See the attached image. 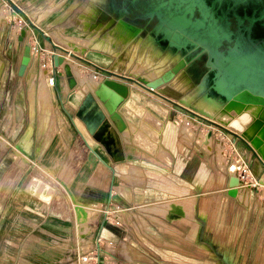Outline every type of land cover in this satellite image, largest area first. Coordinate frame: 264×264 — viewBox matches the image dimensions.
I'll use <instances>...</instances> for the list:
<instances>
[{
  "label": "crops",
  "instance_id": "crops-1",
  "mask_svg": "<svg viewBox=\"0 0 264 264\" xmlns=\"http://www.w3.org/2000/svg\"><path fill=\"white\" fill-rule=\"evenodd\" d=\"M11 1L24 11L29 20L44 35L50 37L54 44L66 50L68 48V52L99 68L134 79L140 83L148 82L147 80L150 79H144V74L138 76L130 72L139 65V60L145 59L146 52L152 55L153 51H159V55L154 61L163 58L167 53H170L169 59L178 54L175 62L166 68L162 69L161 63L158 67L153 65V68L160 69L159 76L184 56L183 50H177L170 46V43L164 46L159 45L156 32H154L155 27L149 29L150 22H147V19H152L145 18V15L122 14L121 9L115 6L114 0ZM186 18L190 22H194L198 19V14L187 15ZM23 27L25 26H22L21 29H24ZM21 29L17 32V36ZM53 34L62 40L66 38L71 41L64 40V44H62L61 39L57 40ZM25 40L30 44L34 40H38L43 47L41 56H43L46 67L50 68L49 73L51 74V70L57 73L58 82H56L60 92H56L58 98L62 100L61 104L64 103V100L72 99L75 101L78 96L84 97L87 91L82 88L84 83L82 76H75L72 72L76 86L73 90H69L66 78L63 74L61 75V67L53 68L52 66L51 57L55 52L50 46L35 31L30 29L26 30ZM70 45L75 46L77 51H73ZM165 51L166 53L163 54ZM218 51L220 52L219 49ZM64 57L66 61L69 59L80 65L85 73L96 75L97 84L90 89L97 88L104 79L125 84L128 89L126 99L116 110L125 129L119 133L116 126L112 124L118 135L121 137L123 135L119 145L113 129L111 130L116 142L114 151L110 150L106 144L99 142L96 137L97 140L89 136L84 130L83 124L77 123L79 109L75 111L72 118L66 112L71 124L69 125L78 133L86 146V151L82 152L81 165L74 178V187L77 189L75 196L79 200V205L98 210L105 204L106 211L98 212L100 214L99 233L93 236L94 223L87 222L85 231L83 233L82 230L78 232L71 218H66L63 214L58 216L50 214L44 218L37 213V211H42L39 203L35 202V204L32 200L26 199L22 193H19L20 197L19 194H15V198H12L15 202L11 205L15 208L13 211L16 212V214L14 213L15 231H13L15 233L9 235L7 240L5 239L7 246L2 245L0 247V264H76L79 258L93 248L100 250L98 264H264V187L262 188L264 171L245 144L234 141L230 137L231 143L238 149L240 156L247 161L246 163L250 167L251 175L256 183L249 189V185L245 183L248 195L243 200L245 199L248 203L242 204L237 199L238 194L233 198V201L230 198V201H227L228 196L225 188H227L230 175L219 166V161L224 163V159L221 158L222 152L225 150L222 137H219L220 144L223 146L221 151L217 149L213 137L207 136V132L199 131L204 133L201 145L204 148L209 147V149L206 148L207 150H205L198 145L200 133L196 139L195 151L198 152L197 147L203 149L202 153H205L206 160L209 152H211L212 143L215 145V168H217L215 176L221 186L219 189L216 187L211 189L210 186L214 179L213 172L209 171V165L207 161L202 159V156L200 158L194 157L196 154L192 149L191 140L181 137L184 131H180L181 127L177 124L178 119L184 121L183 114L190 116L189 114L157 96L145 92L134 84L108 77L89 66L76 62L69 56ZM38 62V58L34 57L33 64ZM188 69L190 66L181 70L169 83L160 87L157 93L194 111L195 109L190 105L191 102L186 101L188 98L183 97L181 92L172 88L175 83L184 81L183 78L187 81L186 72ZM133 94L139 95L141 99H132ZM203 101L207 107L217 104L209 95H206ZM151 105L159 110L155 111ZM197 114L210 120L213 119L207 114L200 112ZM147 115H150L152 124H150L151 119L147 118ZM186 120L188 123L192 122L188 118ZM145 125L158 127L156 145L166 157L165 161L147 152L140 145L133 143L131 137L127 135L131 126L142 130ZM243 139L250 145V140ZM54 145L55 148L58 147L57 140L49 146ZM118 157H120L119 160ZM199 159L202 165H200ZM261 160L264 162V159L261 158ZM138 161L147 162L159 170L162 169L169 173L173 172L174 169L179 170L182 174L176 173L174 178H191L194 183V192H201L200 200L196 195L185 198L178 197L176 192H169L165 188L159 187L155 181L158 179L157 175H154L155 173L153 174L154 182L150 186L142 185L143 180L140 178H144V176H137L142 171L140 172L138 166L135 165ZM114 162L129 163H127V168H125L126 164L119 168L120 178L124 182L119 188L120 195L123 197V203L120 205L114 202L115 195H117L113 191L114 179L116 178ZM171 163L176 167L169 168ZM192 165H196L195 170H193ZM128 168L139 172L135 171L136 176L132 177L135 182L140 184L139 186L134 185V182L128 184L127 179H130L126 174ZM239 188H237L238 193ZM1 189L0 187V191ZM192 200L195 202L194 220L175 218L176 214L174 217H171V214H165L163 206L167 202L176 201L185 204ZM189 205L185 210H192L191 204ZM23 206L30 208L33 212L25 209V213L20 214ZM151 206L154 207L150 208ZM149 209L163 214L151 212ZM201 212L203 214L200 215ZM106 213L110 216L109 219H106ZM1 218L2 216H0V220ZM74 218L76 220V214H74ZM1 227L0 232L3 230V226Z\"/></svg>",
  "mask_w": 264,
  "mask_h": 264
},
{
  "label": "rangeland",
  "instance_id": "rangeland-1",
  "mask_svg": "<svg viewBox=\"0 0 264 264\" xmlns=\"http://www.w3.org/2000/svg\"><path fill=\"white\" fill-rule=\"evenodd\" d=\"M206 7L213 5L215 14H258V12H264V0H204ZM22 11V10H21ZM14 12V13H13ZM24 13V11H22ZM25 14V13H24ZM193 14H199L197 10L194 11ZM235 19L233 16H228V29H232L235 23ZM247 22L244 21L242 25L247 26ZM22 25H27V22L18 14L13 8L5 2V0H0V187L2 188L0 191V216H2L0 220V229L3 226V230L0 232L2 235L0 237V247L2 245H8L6 240L10 237L9 235H13L15 232V216L13 210L14 207L11 205L15 202L13 200L17 194L22 193V196L26 197V199L32 200L33 203L37 202L41 206L40 210L37 211L38 214L44 216V218L48 217L50 214L58 216L65 215L67 218H71L76 226V231H81L82 233L85 231V225L87 222L94 223V231L93 236L99 233L98 228L100 226V214L98 212L106 211L105 204L101 206L98 210H93L88 213L85 209L84 205H79V200H77V196H75L76 187H74V178L75 174L78 171L82 159V152L86 151V146L83 141L78 136V133L71 128V124L69 121L68 115L66 112L70 114L69 116L72 118L74 116L75 111L79 109L81 111V115H78L80 111H78L77 123L80 122L84 126V130L88 133L89 136L95 138L94 133L98 128L101 135H105L107 138L114 140L113 134L111 130L113 129L112 122L109 120V115L102 105V103L96 98L94 95V89L92 88L96 85L97 80H95L96 75L85 73L83 68L75 62L68 59L70 66L74 71L77 69L83 70L77 73L75 71V76H82L84 83L82 84V88L84 91H87L84 97L78 96L75 101L72 99L64 100V103L61 104L62 100L58 98L57 92H60L58 85V78H56L57 73L54 72L53 75L49 73L50 68L46 67L43 56L37 57L38 63L33 64V57H31L30 65L23 77L17 76V68L19 64V60L21 57L23 44L18 43L17 40V32L21 29ZM25 29V28H24ZM235 33V32H233ZM54 35V34H53ZM54 37L58 40L61 39V43L64 40L71 41L69 39L58 38L56 35ZM260 38H264V28L261 27V33L259 34ZM54 39V38H53ZM55 40V39H54ZM55 40V41H57ZM58 42V41H57ZM73 42V41H72ZM25 43L30 44L29 42ZM18 44V45H17ZM227 44V43H226ZM232 45V42H229L228 45ZM11 45V47H9ZM66 46V45H65ZM67 47V46H66ZM79 47V46H78ZM156 49V48H155ZM68 50V48H67ZM79 50V49H78ZM75 51V50H73ZM77 51V50H76ZM163 52V54H165ZM159 55V51L152 52V55L145 53V59L143 61L139 60V65L134 67L130 73L138 76H142L144 79H152V77H156L160 74L159 68H153V65L159 66L160 63L163 65V68L168 67V65H172L175 62V59H168L170 54H166L163 58L154 61L156 57ZM167 61V63H165ZM77 62V61H76ZM169 62V63H168ZM165 63V64H164ZM38 64V65H37ZM86 66V65H85ZM76 67V68H75ZM195 67V66H194ZM86 68V67H85ZM87 69V68H86ZM61 74H63V68H60ZM74 71H72L74 73ZM90 71V70H88ZM196 70L192 67L188 69L186 72V79L183 78L184 81H179L175 83L172 88L178 90L183 94V97H187L186 101L191 102L190 105L195 109V113H203L210 115L212 118H215L217 114L220 113L225 107V100H222L219 96H213L216 101L215 106L207 107L204 103V96L208 91L207 87V79L208 75L205 72H195ZM91 72V71H90ZM77 73V74H76ZM138 73V74H137ZM33 75V76H32ZM86 75V76H85ZM90 75V76H89ZM94 76V77H92ZM42 78L45 82V93L47 92V96L49 98V110H48V119H47V127L46 130L41 134L39 131V113L37 106V96L39 92L38 88V80ZM52 77L53 80L50 78ZM87 77V79L85 78ZM89 78V80H88ZM93 80H90L92 79ZM34 79V80H33ZM33 80L34 83V92H33V105L30 103L29 98V82ZM86 80L93 81L94 85L87 84ZM57 81V82H56ZM73 90V89H72ZM82 99H81V98ZM80 98V99H79ZM185 100V99H184ZM80 103V104H79ZM243 113V112H242ZM241 114H237L236 116H232L230 118L241 117ZM32 115V117H31ZM255 117V121L260 122V127L264 125V115L260 113L259 115H253ZM185 117L184 121L182 119H178V126H180V131H184L183 136L184 139L191 140V146L193 151L196 148V139L197 135L203 132H211V136L213 140H215L216 147L219 151L223 149L222 144H220V138H223V144L225 150L222 152L221 158L224 159V163L219 161V166L221 169L225 170L224 172L231 173V176L236 175V170L233 172L231 169L232 165H237L236 160L238 157L244 160L237 148L231 143V138L229 135L224 133L223 131L216 129L205 122L200 121L199 119L182 115ZM149 119L150 115H147ZM74 118V117H73ZM188 118L192 122L188 123ZM80 120V121H79ZM229 120V121H230ZM151 121V120H150ZM49 122V123H48ZM253 122V123H254ZM68 123V124H67ZM89 123V124H88ZM91 123V124H90ZM248 125H252L253 123L248 122ZM70 124V125H69ZM32 125V136H31V145L30 149L26 153H21L22 151H16V145L18 143V139H20L23 134L26 132L28 126ZM89 126V127H88ZM91 127V128H90ZM63 128V129H62ZM110 131H109V130ZM117 138V142L120 145L121 138L123 136H119L118 133L113 129L112 130ZM204 133L199 134V142L198 145L203 149L207 150L209 147L204 148L201 145V139ZM202 135V136H201ZM96 139V138H95ZM58 141V147L49 146L50 144ZM77 140V142H76ZM97 140V139H96ZM234 140V139H233ZM115 141V140H114ZM237 141V140H235ZM239 142V141H238ZM47 143V144H46ZM106 150L109 149L104 146ZM198 152H194V157L202 159L209 165V171L213 172L214 179L210 188H218L221 186L216 179V169L215 168V145L212 143L211 152L206 160V155L203 152V149L197 147ZM110 152V151H109ZM237 153V155L235 154ZM114 154V153H113ZM236 156H233V155ZM120 157H118L119 160ZM115 164V175L116 178L114 183V192L115 195V203L120 205L123 203V197L120 195V187L123 185V180L120 178V169L121 165H125L128 167V162H114ZM128 163V164H127ZM200 163V159H199ZM225 164V165H224ZM135 165L138 166L139 171L141 172L137 176L143 175L144 178H140L143 180L142 185L150 186L154 182V175H157V181L159 187L165 188L166 191L176 192L178 197H191L197 196L200 200L201 192H194V183L191 178H174L177 174L181 175L182 173L174 169V164H170L169 168L174 167V171L169 173L165 170H159L157 167L152 166L147 162H137ZM200 165H202L200 163ZM193 170H195L196 165H192ZM249 167V166H248ZM239 168V166H238ZM172 169V170H173ZM199 169V168H198ZM248 179L245 180L244 183H247L248 189L251 188L254 184V178L251 175L250 167ZM131 170V171H130ZM136 170L133 171L132 168H128V172L126 173L128 178V184L134 182V185L139 186L138 182H135L132 177L136 176ZM264 171V170H263ZM139 173V172H137ZM184 174V173H183ZM223 174V172H222ZM118 176V177H117ZM176 177V176H175ZM138 178V177H136ZM132 179V180H131ZM159 180V181H158ZM222 181V180H221ZM33 184H35L33 186ZM37 184V187H35ZM175 185L177 188L175 189ZM31 186V187H30ZM45 186V187H44ZM47 186V187H46ZM171 186V187H170ZM256 186V185H255ZM35 187V189L33 188ZM183 187V188H182ZM239 197L237 198L242 204H247L245 198L248 195L247 187L239 186ZM264 185L262 186V188ZM10 188V189H9ZM30 188V189H29ZM47 188V190H46ZM49 188V189H48ZM182 188V189H180ZM238 188V187H237ZM28 189V190H27ZM227 191V188H225ZM224 189V190H225ZM261 189V187H260ZM253 190V189H252ZM9 191V192H8ZM33 191V192H31ZM46 191V193L44 192ZM8 192V193H7ZM41 192H43L41 194ZM6 193V194H5ZM32 193V194H31ZM16 194V195H15ZM228 196V195H227ZM14 197V198H13ZM20 197V194H19ZM216 197V195H215ZM218 197H220L218 195ZM13 198V199H12ZM233 201L234 199L228 196L227 201L230 199ZM25 199V198H23ZM28 200V202H29ZM18 202V201H17ZM173 202V203H172ZM176 202V201H175ZM171 201V203L167 202L163 208L165 214H171V217L179 218V219H193V215L195 214V202H187L185 204H181L179 202L175 203ZM47 203V204H46ZM28 204V203H27ZM36 204V203H35ZM86 204V203H85ZM171 204V205H170ZM191 204L192 210H185L188 208V205ZM170 205V207H169ZM84 206V207H83ZM74 207L75 212H74ZM81 207V208H80ZM150 208H153L152 206ZM167 208V209H166ZM171 208V209H170ZM27 209L29 212L32 210L30 208H26L23 206L21 213H25L24 210ZM150 210V209H149ZM185 210V211H183ZM151 212L157 214H163L159 211L150 210ZM33 212V211H32ZM35 212V211H34ZM74 214H76V220L74 218ZM203 212L200 213V215ZM186 216V217H185ZM51 217V216H50ZM110 216H108L109 219ZM188 217V218H187ZM77 221V222H76ZM31 233V232H30ZM29 233V234H30ZM18 234V233H17ZM6 239V240H5Z\"/></svg>",
  "mask_w": 264,
  "mask_h": 264
},
{
  "label": "water",
  "instance_id": "water-1",
  "mask_svg": "<svg viewBox=\"0 0 264 264\" xmlns=\"http://www.w3.org/2000/svg\"><path fill=\"white\" fill-rule=\"evenodd\" d=\"M175 1L177 2L175 13L166 14L165 16L146 14L145 18L152 19L155 15L157 24L154 32L157 35V42H163L165 45L170 43V46L175 47L177 50H183L184 56L158 78L140 83L134 79L99 68L54 44L50 37L44 35L11 0H5L28 24L25 29L20 30L16 40L18 43H24L17 68V76L23 77L30 65L32 57L30 44L25 43L26 30L30 29L35 31L55 52L51 57L52 66L53 68H63V76L66 78L69 90L76 86V81L64 56H69L103 75L134 84L190 116L223 131L232 137L234 141L237 140L245 144L264 170V162L242 138L248 123L241 120V117L233 118L225 126H222L157 93L160 87L169 83L181 70L187 66L194 68L197 60L205 56L206 74L209 75L207 87L215 95L229 102L237 95L246 92L263 99L264 102V38L259 37L261 27L264 28V12L260 11L258 14H215L216 10L213 5L206 7L204 0ZM195 10L199 13L198 19L190 22L186 16H193ZM228 16H233L236 21L237 31L235 33L228 29ZM244 21L248 23L247 26L242 25ZM189 26L190 28H188ZM255 26L258 27L257 32H253ZM229 42H232V45L227 47L226 53L218 51L223 43L229 44ZM127 94L128 89L125 84H119L109 79H104L94 90V95L106 109L109 120L116 126L119 133L124 131L125 126L116 110L126 99ZM254 119V116H248V122L253 123ZM207 136L210 137L211 132H208ZM240 183L237 177L230 175L227 181V195L232 197L229 189L237 187Z\"/></svg>",
  "mask_w": 264,
  "mask_h": 264
},
{
  "label": "bare ground",
  "instance_id": "bare-ground-1",
  "mask_svg": "<svg viewBox=\"0 0 264 264\" xmlns=\"http://www.w3.org/2000/svg\"><path fill=\"white\" fill-rule=\"evenodd\" d=\"M258 27L255 26V28L253 29V32H257ZM18 37V36H17ZM159 45L164 46L165 43L163 42H159ZM70 48L72 50H77V48L73 45H70ZM168 54V53H167ZM170 54V53H169ZM166 55V54H165ZM170 57V56H169ZM178 58V54H176V56L173 57V59H177ZM169 59V58H168ZM66 63H68V66L71 64L69 63V61L67 60ZM71 66V65H70ZM70 68L71 72L74 71V66L73 68ZM76 68V67H75ZM84 70V69H83ZM80 69L75 70L77 71V73L79 74V72L83 71ZM74 71V74H75ZM76 73V74H77ZM83 73V72H81ZM73 75V74H72ZM33 76V75H32ZM86 76V75H85ZM90 76V75H89ZM159 76V74L155 77L157 78ZM94 77V76H92ZM84 78V77H83ZM87 79V77H85ZM150 79L147 80L148 82L151 80ZM34 80V79H33ZM33 80H30L29 82V89H28V94H29V98H30V103H33V92H34V83ZM89 80V78H88ZM90 80H93L90 79ZM94 81V80H93ZM93 81H90L93 85ZM89 81L86 80V83H88ZM90 83V84H91ZM89 84V85H90ZM91 84V85H92ZM97 84V83H96ZM95 86V85H94ZM92 87V86H91ZM38 96H37V106H38V113H39V131L42 134L47 127V119H48V110H49V98L47 96V92L45 93L44 89H45V82L44 80L40 77L38 80ZM206 95H209L211 98H213V96H215V94L213 93L212 90L208 89ZM205 95V96H206ZM204 96V97H205ZM138 99L140 100L141 97L139 95L133 94L132 95V99ZM222 100H224V98H221ZM214 100V98H213ZM215 101V100H214ZM154 103V101H153ZM33 105V104H32ZM152 108H154V110L158 111L159 109H157L155 106H152ZM80 111V110H79ZM243 112V113H242ZM131 113V112H130ZM148 113V112H147ZM144 113V114H147ZM165 113V112H164ZM241 120H243L244 122L247 123L248 121V116L250 114L253 115H259L260 113H262L264 115V102L263 99L255 97L253 95H250L246 92L241 93L239 95H237L235 98H233L232 100H230L229 102L225 103V107L222 111H220L219 114H217V116L213 119H211L213 122H216L218 124H227L230 120V118L232 116H236L237 114H241ZM149 114V113H148ZM78 115H81V111ZM131 115V114H130ZM120 116V115H119ZM133 116V115H132ZM135 116V115H134ZM163 116V115H162ZM32 117V115H31ZM153 117V116H152ZM165 117V116H164ZM148 118V117H147ZM133 119V118H132ZM146 119V118H145ZM149 120V119H148ZM145 121V120H144ZM152 121V119H151ZM150 121V124H152ZM156 121V120H155ZM148 122V121H147ZM49 123V122H48ZM89 124V123H88ZM91 124V123H90ZM161 124V123H160ZM155 125V123H154ZM139 126V125H138ZM89 127V126H88ZM91 128V127H90ZM32 125L28 126L26 132L23 134V136L19 139L17 145H16V151H22L21 153H26L29 151L30 149V145H31V136H32ZM129 132H128V136L131 137V141L135 144L140 145L141 147H143L147 152L152 153L155 155V157L157 156L158 158H160L161 160H166V157L163 155V153L161 152V150L157 147L156 145V141H157V133H158V127L154 128L152 125H145L143 126L142 130L137 129L134 126H131V128H129ZM160 129V127H159ZM95 137L99 140V142L106 144V146L110 149V150H115L116 148V142L114 140H111L109 138H107L105 135H101L98 128L95 130ZM204 135V134H202ZM201 135V136H202ZM123 136V135H122ZM242 138H246L248 140H250V146L255 150V152L257 153V155L259 156V158L264 159V125L260 127V122L257 120L255 121L252 125H250L244 135V137ZM47 144V143H46ZM207 145V144H206ZM144 151V150H143ZM146 154V153H145ZM152 157V156H151ZM158 160V159H157ZM159 163V162H158ZM220 164V163H219ZM163 166V165H162ZM165 166V165H164ZM238 166L237 165H232L231 169L233 170V172H235V170H237ZM233 177H236L233 176ZM220 178V177H219ZM35 184H33L34 186ZM239 186H244L246 187V184L244 182H241L237 187ZM31 187V186H30ZM37 187V184L36 186ZM35 187H33L35 189ZM45 187V186H44ZM47 187V186H46ZM237 187L233 188V189H229V192L232 194V198H235L238 194V189ZM30 189V188H29ZM49 189V188H48ZM47 190V188H46ZM33 192V191H31ZM46 193V191H44ZM43 192H41L42 194ZM175 202V201H174ZM192 202V201H191ZM169 203V202H168ZM171 203V201H170ZM173 203V202H172ZM176 203V202H175ZM171 205V204H170ZM169 205V207H170ZM188 205V204H187ZM82 206V205H81ZM163 206V205H162ZM190 206V205H189ZM84 207V206H83ZM154 207V206H153ZM81 208V207H80ZM85 209L88 211V213L90 214L91 210L93 211V209L86 207ZM167 209V208H166ZM171 209V208H170ZM184 211V210H183ZM186 217V216H185ZM188 218V217H187Z\"/></svg>",
  "mask_w": 264,
  "mask_h": 264
},
{
  "label": "flooded vegetation",
  "instance_id": "flooded-vegetation-1",
  "mask_svg": "<svg viewBox=\"0 0 264 264\" xmlns=\"http://www.w3.org/2000/svg\"><path fill=\"white\" fill-rule=\"evenodd\" d=\"M115 6H118L121 9L122 14H133V15H141L144 16L146 14H161L165 16L166 14H173L176 12V4L175 0H114ZM124 5V7H123ZM147 22H150L149 29H153L157 20L155 15L152 20L147 19ZM232 31V29H230ZM236 22L234 23L233 32H236ZM201 32V31H199ZM231 46L223 43L222 47L219 48L220 52L226 53L227 47ZM205 59L203 56L199 58L196 62L195 69L197 72H206L205 68ZM195 71V72H196Z\"/></svg>",
  "mask_w": 264,
  "mask_h": 264
},
{
  "label": "built area",
  "instance_id": "built-area-1",
  "mask_svg": "<svg viewBox=\"0 0 264 264\" xmlns=\"http://www.w3.org/2000/svg\"><path fill=\"white\" fill-rule=\"evenodd\" d=\"M25 26L23 28H26L27 25H22ZM22 28V27H21ZM30 50H31V56L34 57H39L40 54L43 51V47L41 44L38 42V40H34L32 44H30ZM54 74V71L51 70V75ZM52 80L53 78L50 77ZM54 81V80H53ZM237 155V153H235ZM233 156H236V155ZM238 163L239 168L236 170V177L240 182H245V180L248 179V174H249V167L248 164L245 163L243 160H241L240 157L236 160ZM231 175V173H228ZM106 219H108L107 213L105 214ZM99 242L97 240V246ZM99 247V246H98ZM99 248H93L91 249L87 254L83 255L79 260L76 261V264H98L99 263Z\"/></svg>",
  "mask_w": 264,
  "mask_h": 264
}]
</instances>
